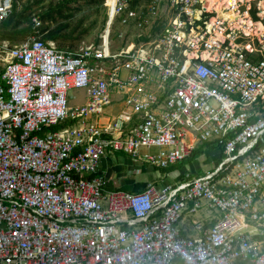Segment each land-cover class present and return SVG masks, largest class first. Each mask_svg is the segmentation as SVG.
Here are the masks:
<instances>
[{"label": "built area", "instance_id": "2783aa9c", "mask_svg": "<svg viewBox=\"0 0 264 264\" xmlns=\"http://www.w3.org/2000/svg\"><path fill=\"white\" fill-rule=\"evenodd\" d=\"M106 8L100 42L77 51L37 18L26 40L0 38V264H264V0ZM11 10L0 0V27ZM116 22L134 43L112 47ZM203 143L223 157L201 176L128 192L100 173L107 154L166 169ZM201 201L221 219L182 235Z\"/></svg>", "mask_w": 264, "mask_h": 264}, {"label": "rangeland", "instance_id": "374dc122", "mask_svg": "<svg viewBox=\"0 0 264 264\" xmlns=\"http://www.w3.org/2000/svg\"><path fill=\"white\" fill-rule=\"evenodd\" d=\"M57 1H60V0H12V5L16 6L17 16L22 15L23 17V19L20 21L19 25L17 26V29L19 30L22 28H27L31 25L30 30H33L32 21H33V18H37L40 21L38 30L43 35V39H44V37L46 36V33L48 32L47 29L46 30L44 29L47 27L53 28L57 24L56 22L47 21L48 19H47V16H46L47 14L45 13V11L50 6V4H55ZM104 5L106 6V0L104 1ZM93 6H94V2L88 1V2L82 3L81 4L82 10L77 16V18L79 17V18L87 20V18L92 16L90 14L94 11V9L92 8ZM58 21L60 20L58 19ZM1 27H0V38L10 41L12 44H17V43H20L26 40L30 34L29 32H27L26 34H20V35H17L13 40H11L12 38H10L8 35L13 30V27L12 26L9 28H1ZM111 31H112L111 45L113 48L123 46L126 43L127 44L134 43L136 40V36L140 33V31L135 29L134 27L122 26L118 22H116L111 27ZM107 33H105L104 36H106ZM95 36H96L95 33H88V34L81 36L80 38L76 40L65 42L66 45L65 46L63 45L62 47L70 48V49H66L67 51H77L79 48L83 46L96 45L98 43H95ZM52 42L58 48L61 47V44H59L58 42L56 41H52ZM84 98H85V94H84V91L82 90H72L68 92L69 105H79L80 103H83ZM110 155H115V154H110ZM204 158H206V155L201 153L198 155V157L194 161H196L197 159L198 161H200V160H203ZM128 160L129 161L130 160L139 161L138 159H133L130 156L128 157L124 155H120V156L115 155L113 156V159H111V161L115 164L118 162L124 163L125 161H128ZM186 165L188 164L187 163L183 164L180 169H183L184 167H186ZM201 175L196 174L195 176H201ZM208 204L209 203L207 201H201L200 208L196 211V213H194V215H189L187 214L186 211H184L182 213V216L184 218V225H181L179 223L180 227L190 228L191 225L189 224H190V221L192 220H197L198 222L202 223L204 226L209 227L213 225L216 221L221 219L222 213L218 209L208 206ZM179 224H178V227H179Z\"/></svg>", "mask_w": 264, "mask_h": 264}, {"label": "crops", "instance_id": "0c3cea01", "mask_svg": "<svg viewBox=\"0 0 264 264\" xmlns=\"http://www.w3.org/2000/svg\"><path fill=\"white\" fill-rule=\"evenodd\" d=\"M84 91V90H82ZM85 98L83 103L79 105H70V106H81L86 103L87 97L86 92L84 91ZM72 99V98H71ZM122 105L119 101H115L114 104L107 110L110 113L117 114ZM198 147L202 148V153L206 155V158L203 160L192 161L183 169L174 171L172 173L163 174L150 166H147L142 161L128 160L124 163L118 162L113 163L111 159L115 155H124L113 153L115 155L107 154L102 157L100 163V173L103 174L106 185L109 189H119L128 192H140L143 190L147 183H153L157 186H162L164 184H172L180 181L185 173H190L192 175H201L205 172L211 171L217 166L223 157L221 148L213 145H199ZM197 147V148H198ZM153 151V150H152ZM146 151H143L145 153ZM127 156V155H124ZM129 157V156H128ZM181 225H184V218L180 222ZM181 234L185 236H194L193 226L180 227ZM191 225V221L190 224Z\"/></svg>", "mask_w": 264, "mask_h": 264}, {"label": "trees", "instance_id": "16d2710c", "mask_svg": "<svg viewBox=\"0 0 264 264\" xmlns=\"http://www.w3.org/2000/svg\"><path fill=\"white\" fill-rule=\"evenodd\" d=\"M94 2V6L92 7L94 11L90 14L91 17L86 19L77 18L79 13L82 10L81 4L84 2ZM105 1V0H104ZM103 0H60L55 4H50V6L46 9L45 13L47 14V21L56 22L57 24L53 27H47L45 40L56 41L61 44L60 49H70L65 46V42L72 41L80 38L81 36L88 33H95V43L99 42V35L105 29L107 23V8L104 5ZM13 8L9 17L2 23L1 28H9L13 27V30L9 33V37L13 40L17 35L30 33V26L27 28L17 29L20 21L23 19L22 15L16 14V6L12 5ZM58 19L60 21H58ZM52 130L58 129V127L51 128ZM204 145H213L212 143H203ZM201 144V145H203ZM264 145V138L259 140L258 146ZM202 148L198 147L193 152L192 156L186 161L180 162L174 166H171L166 169L156 170L163 174H169L174 171L180 170L183 164H189L193 160H195L199 154H201Z\"/></svg>", "mask_w": 264, "mask_h": 264}, {"label": "water", "instance_id": "95a60500", "mask_svg": "<svg viewBox=\"0 0 264 264\" xmlns=\"http://www.w3.org/2000/svg\"><path fill=\"white\" fill-rule=\"evenodd\" d=\"M107 30H108V28H107Z\"/></svg>", "mask_w": 264, "mask_h": 264}, {"label": "bare ground", "instance_id": "6f19581e", "mask_svg": "<svg viewBox=\"0 0 264 264\" xmlns=\"http://www.w3.org/2000/svg\"><path fill=\"white\" fill-rule=\"evenodd\" d=\"M109 31V30H108Z\"/></svg>", "mask_w": 264, "mask_h": 264}]
</instances>
